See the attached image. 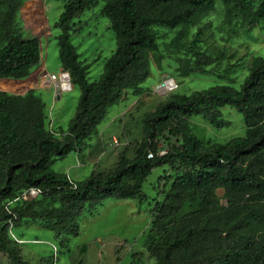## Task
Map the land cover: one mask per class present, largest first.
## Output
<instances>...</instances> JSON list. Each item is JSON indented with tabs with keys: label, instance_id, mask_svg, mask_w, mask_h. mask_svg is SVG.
<instances>
[{
	"label": "trees",
	"instance_id": "obj_1",
	"mask_svg": "<svg viewBox=\"0 0 264 264\" xmlns=\"http://www.w3.org/2000/svg\"><path fill=\"white\" fill-rule=\"evenodd\" d=\"M98 1L63 0L55 24L62 68L80 88L66 131L48 127L45 103L34 90L14 94L0 89V251L9 253L14 264H26L9 244L12 216V229L25 220L51 229L58 238L77 235L76 219L86 206L94 208L107 197L142 199V183L151 170L168 165L174 172L159 176L162 198L152 209L146 244L156 263L264 264V54L252 58L238 88L219 83L189 94L173 92L145 113L132 157L124 149L114 166L81 180L51 169L69 152L84 151L109 106L129 90L140 93L149 51L160 53L162 44L184 74H207L206 66L217 56L201 47L209 31V21L202 19L220 1L225 24L253 27L264 21V0H102L101 13L109 19L117 51L100 77L89 82L91 63L79 60L71 36L83 27L82 13ZM21 4L0 0V80L26 79L40 61L39 37L17 22ZM168 29L175 30L172 36ZM223 106L242 115L244 135L202 143L189 129V119L199 114L217 128L226 126ZM30 187L41 194L13 201ZM219 188L225 205L215 193ZM187 202L195 207L181 213Z\"/></svg>",
	"mask_w": 264,
	"mask_h": 264
},
{
	"label": "rangeland",
	"instance_id": "obj_2",
	"mask_svg": "<svg viewBox=\"0 0 264 264\" xmlns=\"http://www.w3.org/2000/svg\"><path fill=\"white\" fill-rule=\"evenodd\" d=\"M21 1L17 22L22 24L24 32L39 37L46 70L57 74L62 65L58 43L60 30L55 24L63 11L64 2ZM103 6L104 1L100 0L91 9H86L80 18L83 22L81 31L71 36V42L79 53V60L91 63L87 74L89 82H94L100 77L105 62L117 51L109 19L101 13ZM223 17V5L217 1L215 9L202 19L209 21V31L205 32L201 47H206L212 56H217L214 63L206 66L209 73L184 74L162 44L160 53L149 51V71L140 84V93L134 96L129 90L120 102L109 106L91 137L86 140L84 151L69 152L54 161L51 169L67 174L65 169L69 166L68 174L75 180L84 179L92 171L104 172L116 164L124 149L127 157L134 155L142 136V117L154 110L158 103L171 93L189 94L219 83L231 84L238 88L252 58L264 54V21L253 27H242L237 23L225 24ZM29 27H34L38 33ZM188 31L191 36L195 28H189ZM167 32V36H172L175 30L168 29ZM209 33L211 34L208 35ZM180 55L184 56L182 52ZM39 71L38 67H35L27 75L33 80L31 88L27 91L37 89V93L35 90L34 92L39 94L46 106L48 127L52 125L54 129L66 131L77 108L80 88L74 85L71 90L61 92L60 99H53V90L48 89L49 85L38 76ZM166 75L169 76L167 78L174 79L173 87L157 88ZM17 82L10 80L8 85H5V82L0 80V89L17 91L21 87ZM221 112L229 122L220 128L210 124L199 114L189 119V129L202 143L226 142L233 137L244 135L242 115L230 106H223ZM112 138H117L119 143L114 144ZM78 162H81V165ZM173 172L168 165L153 168L142 183L141 188L145 195L142 199L107 197L95 204L94 208L86 206L76 219L77 235H61L58 238L51 229L23 220L11 231L8 230L12 251L26 264H157L146 251L150 237V220L156 201L162 198L158 185L159 176ZM215 193L220 198V204L225 205L223 189H216ZM194 207L195 203L187 202L181 213ZM11 233L16 236L18 242L14 241ZM0 264H14L9 253L0 251Z\"/></svg>",
	"mask_w": 264,
	"mask_h": 264
},
{
	"label": "built area",
	"instance_id": "obj_3",
	"mask_svg": "<svg viewBox=\"0 0 264 264\" xmlns=\"http://www.w3.org/2000/svg\"><path fill=\"white\" fill-rule=\"evenodd\" d=\"M39 63H40V61H39ZM39 63H38V65H39ZM38 65L36 66L40 70L38 76L43 78L45 80V84H48L49 88H51L54 91V97L55 98L61 92H66V91H69L73 88V84L71 82V76L67 70L62 69L56 74L54 72H48L42 63H41V65H39V66ZM169 79L173 82V84L175 83L173 78H165L163 80V83L165 84L167 82V80H169ZM163 88H164V86H163ZM55 134H59V133L55 132ZM112 141L114 144L119 143L117 138H112ZM164 152H165V150L160 151L161 154ZM70 182H72V181H70ZM71 184L73 185V187H75L74 182H72ZM41 192L42 191L38 187H30V188L22 191L16 198H14L13 201H16L19 199L28 200V199H31V198L36 197L37 195L41 194ZM14 218L15 217L12 216V218L9 219V230L10 231L12 230ZM11 235L15 240H18L13 233H11Z\"/></svg>",
	"mask_w": 264,
	"mask_h": 264
},
{
	"label": "crops",
	"instance_id": "obj_4",
	"mask_svg": "<svg viewBox=\"0 0 264 264\" xmlns=\"http://www.w3.org/2000/svg\"><path fill=\"white\" fill-rule=\"evenodd\" d=\"M26 1V0H25ZM41 2H42V0H41ZM43 8H44V10H45V7H44V5H43ZM21 9V8H20ZM20 14H21V11H20ZM45 15V14H44ZM22 17V16H21ZM46 18V17H45ZM24 25H25V23H24ZM26 26V25H25ZM39 50H40V62L43 64V66L46 68V66H45V62L43 61V59H42V56H41V50H42V46H41V40L39 39ZM63 68H61L60 70H62ZM28 79V80H27ZM12 81L13 79H4L3 81L5 82V85H8V83H9V81ZM27 81L26 83H23L22 81ZM14 81H18L17 83H18V85H20L21 87H20V89H17V91H10V92H13V93H17V94H23V93H26L27 92V90L29 89V88H31V86H32V84H33V80H30V77H28V78H26V79H23V80H14ZM22 82V83H21ZM74 86V85H73ZM48 89H51V88H48ZM33 90H35V92L37 93V89L36 88H33ZM60 94H58L57 95V97L55 98L54 97V91H53V99H60ZM68 168H69V166H67L66 167V169H65V172H67V175L70 177V178H72L69 174H68ZM72 179H74V178H72ZM75 180V179H74Z\"/></svg>",
	"mask_w": 264,
	"mask_h": 264
},
{
	"label": "bare ground",
	"instance_id": "obj_5",
	"mask_svg": "<svg viewBox=\"0 0 264 264\" xmlns=\"http://www.w3.org/2000/svg\"><path fill=\"white\" fill-rule=\"evenodd\" d=\"M172 87H173V82L170 79L167 80V82L164 84V88L165 89H171Z\"/></svg>",
	"mask_w": 264,
	"mask_h": 264
},
{
	"label": "water",
	"instance_id": "obj_6",
	"mask_svg": "<svg viewBox=\"0 0 264 264\" xmlns=\"http://www.w3.org/2000/svg\"><path fill=\"white\" fill-rule=\"evenodd\" d=\"M169 77L168 75L165 76V78ZM164 86V83L163 82H160L158 85H157V88H160V87H163Z\"/></svg>",
	"mask_w": 264,
	"mask_h": 264
}]
</instances>
